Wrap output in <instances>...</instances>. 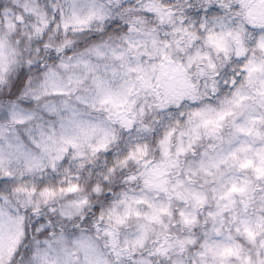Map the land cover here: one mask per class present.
<instances>
[{"label": "clouds", "instance_id": "1", "mask_svg": "<svg viewBox=\"0 0 264 264\" xmlns=\"http://www.w3.org/2000/svg\"><path fill=\"white\" fill-rule=\"evenodd\" d=\"M0 264H264V0H0Z\"/></svg>", "mask_w": 264, "mask_h": 264}]
</instances>
